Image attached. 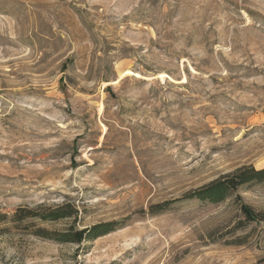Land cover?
<instances>
[{
  "label": "rangeland",
  "instance_id": "374dc122",
  "mask_svg": "<svg viewBox=\"0 0 264 264\" xmlns=\"http://www.w3.org/2000/svg\"><path fill=\"white\" fill-rule=\"evenodd\" d=\"M241 165L264 167V0H0V212L76 210L0 222V264L264 263V222L239 227L264 181L182 198Z\"/></svg>",
  "mask_w": 264,
  "mask_h": 264
},
{
  "label": "trees",
  "instance_id": "16d2710c",
  "mask_svg": "<svg viewBox=\"0 0 264 264\" xmlns=\"http://www.w3.org/2000/svg\"><path fill=\"white\" fill-rule=\"evenodd\" d=\"M264 181V167L255 168L253 165H241L231 172L223 173L222 175L209 180L194 190L186 193L182 198L197 199L206 203H220L224 202L226 198L244 185L252 184V182ZM177 199L165 200L154 204L150 207L152 212L164 211L168 206ZM240 213L243 216L241 226H245L253 221L264 222V211L252 209L247 204L242 202L239 204ZM76 214V210L69 204L58 205L54 208H23L18 207L11 214L0 212V222H21L28 219H39L41 221H57L67 217H72ZM116 221L99 222L89 227L82 229H74L70 226L63 231H49L45 228L38 227L36 235L49 238L62 243H80L82 240H93L99 236L108 234L117 228ZM238 227V228H239ZM264 264V263H260Z\"/></svg>",
  "mask_w": 264,
  "mask_h": 264
}]
</instances>
